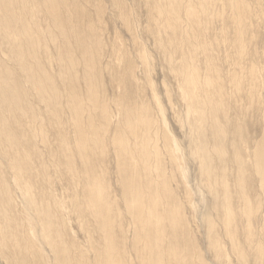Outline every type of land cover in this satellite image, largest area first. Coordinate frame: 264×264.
<instances>
[{
  "label": "bare ground",
  "instance_id": "6f19581e",
  "mask_svg": "<svg viewBox=\"0 0 264 264\" xmlns=\"http://www.w3.org/2000/svg\"><path fill=\"white\" fill-rule=\"evenodd\" d=\"M136 3L180 83L182 144L164 131L152 84L148 101L130 75L133 58L149 62ZM262 8L264 0H0L5 264H264V52L246 38ZM108 27L112 47L100 41ZM75 217L88 224L85 243L68 234Z\"/></svg>",
  "mask_w": 264,
  "mask_h": 264
},
{
  "label": "rangeland",
  "instance_id": "374dc122",
  "mask_svg": "<svg viewBox=\"0 0 264 264\" xmlns=\"http://www.w3.org/2000/svg\"><path fill=\"white\" fill-rule=\"evenodd\" d=\"M135 0H132V2ZM264 11V8H262ZM142 8L139 4L134 5V14L138 20V23L136 21V24L138 26V29L140 33H142L140 41H142L147 49V52L149 54V62H147L145 65L141 63V61L138 58H133L136 60L135 68L132 70L131 74L125 70V66L122 63L120 65L119 72L126 75H132V77L135 79L136 83L143 89L141 92L143 98L148 101H152V86L155 88L157 94H159L160 100L163 103L165 112V127L164 131L166 132L169 129L173 132L174 136L178 141L182 144V134L183 129L180 127V125H186L185 121L183 120L186 110L183 108V102H181V89H180V83L177 81V79L170 74H167L166 72V66H164L163 62L161 61V57L159 55L158 50L156 49V44L154 39L149 33H146L144 31V28H142L144 25L142 24ZM182 16V12H179ZM258 28L255 31L254 34H249L246 36V38L250 39V45H253V47H259L263 49L264 52V17L260 20H258ZM118 29L120 33V37L127 47L128 51L132 49V43L131 39L129 38V35L124 31L123 25H121L118 22ZM111 26V25H110ZM113 26V25H112ZM103 28V23L98 27ZM186 22L182 21L180 25V36L183 38H186V35H183V32H185L188 35V31L185 29ZM114 27H108L107 32L105 33V38L103 40H100L101 43H108L111 46V39L113 37V30ZM112 30V31H111ZM251 35H256V39H254ZM111 36V37H110ZM111 39H110V38ZM110 39V40H109ZM112 47V46H111ZM256 49H253L255 51ZM103 62L105 63V60L103 59ZM140 62V63H139ZM110 75V74H109ZM109 80V78H107ZM152 84V86H151ZM110 88V87H108ZM107 88V89H108ZM116 87H111V90ZM173 105L174 109H171ZM152 107H155V105H151ZM177 112V114L175 113ZM176 114V115H175ZM119 123H114V125H117ZM9 185L12 187L11 196L12 198L15 195V182L14 179H8ZM15 202L19 203V200H15ZM20 211H23V208L20 206L18 208ZM70 227L73 228L72 232L69 230L68 227V234L74 238V241H78L81 243H85L87 241V231L89 229L88 224L85 222L84 219L81 217H75L70 220ZM35 230L31 231V234H33ZM95 235H92V240L94 239ZM91 240V241H92ZM24 241H20L18 244V249L21 248ZM19 255L21 256V253L19 251ZM19 256V257H20ZM33 258V257H32ZM34 260V258H33ZM0 264H5V261L2 257H0Z\"/></svg>",
  "mask_w": 264,
  "mask_h": 264
}]
</instances>
